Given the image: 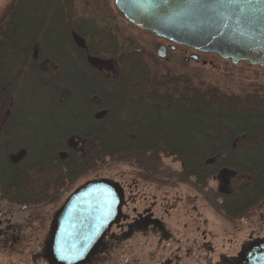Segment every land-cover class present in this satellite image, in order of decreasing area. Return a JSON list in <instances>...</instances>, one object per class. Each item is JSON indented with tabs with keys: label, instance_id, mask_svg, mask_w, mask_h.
<instances>
[{
	"label": "trees",
	"instance_id": "obj_1",
	"mask_svg": "<svg viewBox=\"0 0 264 264\" xmlns=\"http://www.w3.org/2000/svg\"><path fill=\"white\" fill-rule=\"evenodd\" d=\"M13 4L5 30L0 29L1 43L26 40V0H12L9 7ZM99 15L95 11L96 23ZM90 30L80 32L95 44L90 54L107 52L110 32L96 24ZM117 65L114 80L93 72L88 88L96 103L82 112L29 113L20 98L14 114L0 113V123L7 124L0 129V202L46 205L82 175L125 163L144 181L189 185L228 222L253 216L264 204V85L232 92L186 71L184 63L155 60L144 47L126 52ZM43 87L52 92L56 83ZM49 98L54 104V94ZM29 124L37 125L31 144L20 133ZM71 137L80 144L67 145ZM213 179L224 191L210 186Z\"/></svg>",
	"mask_w": 264,
	"mask_h": 264
},
{
	"label": "flooded vegetation",
	"instance_id": "obj_2",
	"mask_svg": "<svg viewBox=\"0 0 264 264\" xmlns=\"http://www.w3.org/2000/svg\"><path fill=\"white\" fill-rule=\"evenodd\" d=\"M85 1V7L83 5L82 10H80V0H37V6H33L31 0H26V5L29 7V10L24 11L28 24L26 26L28 27L27 31L23 32L26 40L14 43L0 42V81L6 82V86L0 87V113L3 111L8 115L14 114L16 109H19L16 105H19L18 99L20 98H23V102L26 103L25 108L23 106L25 111L29 109L30 103H33L34 107L39 106L38 102L40 101L41 104L44 97H40L38 100L33 95L31 88L32 86L33 89L41 88L43 83L47 82L56 83V90L52 91L54 92V102L64 111L82 112L83 108L89 109L91 104L96 103L94 94H90L88 88L89 81H94L93 72L101 73L107 80H114L118 76L117 63L122 57H125L126 52L139 51L143 47L149 50L155 60L167 65H172L176 61L185 65L190 61L205 65L207 64L206 58L213 55L194 51L164 38L156 37L151 32L136 28L122 16L115 5L117 13H112L105 0ZM14 3L16 4V2ZM15 4L10 8L11 2L9 3V12L7 11L0 21L2 32L5 30V24L11 18ZM95 11H99L101 14L97 23L93 17ZM94 24L102 29L106 27L113 38L112 42L105 45L107 52H103L102 55H91L90 46H95V44L89 42V36L85 39L80 34L82 31H91L90 29L94 27ZM15 28L12 27V29ZM133 30L151 35V46L147 47L137 41V37L135 34L133 35ZM128 31L132 35L128 34ZM127 48L129 51H126ZM193 55L197 58H193ZM81 56L85 57L82 58ZM208 62L210 63L211 60ZM28 82H32V85ZM69 83L71 88L67 86ZM111 85L109 84L108 87L107 84L106 87L110 88ZM4 107L6 109H3ZM3 124L0 123V129L7 126V124ZM11 124H8L9 129ZM78 144L80 143L76 137H71L70 141H67L69 146L76 147ZM218 189L224 191L221 187ZM200 196L207 203L206 199L202 195ZM65 199L55 210V213ZM126 205L127 203L123 198L122 215L119 222L110 227L96 252L84 264H104L107 261L109 251L117 244L129 239L134 232L147 233L150 231L156 235L155 252L158 250L159 239L161 241H168L169 239L174 241L162 221L154 216L152 209L148 207L140 210L132 208L130 214L125 211ZM53 216L49 222V228ZM228 223L234 227V223ZM6 231V228H0V236ZM201 235L203 237L206 235L205 229H202ZM232 243L234 245V241ZM198 246L199 249L205 251L204 253L207 251L213 253L214 251V247L205 239H202ZM190 249L189 247L186 251L190 252ZM226 250V252L218 253L215 261L211 260V257H200L204 259V263L200 264H236L239 251L234 255L232 245ZM41 256L43 257V254ZM43 261L47 264L44 258ZM180 263L181 259L177 255H173L162 262V264Z\"/></svg>",
	"mask_w": 264,
	"mask_h": 264
},
{
	"label": "rangeland",
	"instance_id": "obj_3",
	"mask_svg": "<svg viewBox=\"0 0 264 264\" xmlns=\"http://www.w3.org/2000/svg\"><path fill=\"white\" fill-rule=\"evenodd\" d=\"M11 1L0 0V19L5 16ZM36 1L31 0L33 6H37ZM105 1L112 13H117L113 0ZM85 2V0H80V10L83 5L85 7ZM25 7V10H29L27 5ZM132 32L137 37V41L147 47L151 46V35L136 30ZM128 34L132 35L130 31ZM208 60L211 62L209 63ZM206 61L205 65L190 61L186 66L184 65L183 69L206 81L216 83L223 89L237 93L245 90L252 83L264 85V67H252L244 63L233 64L216 55L208 56ZM28 83L32 85V82ZM31 91L38 100L40 97L44 99L41 104L40 101L38 102L39 106L34 107L33 103H30L29 113L41 114L49 108L54 113L65 112L56 103H50L49 97L54 92L47 91L44 87L33 89V86ZM122 115L124 116L125 113ZM36 126L29 124L20 131L28 144L35 139ZM39 134V139L43 142L44 138L40 132ZM164 161L174 168L179 167L178 162L169 158H165ZM134 173L135 170L125 163L90 171L79 177L56 200L39 207L6 205L1 201L0 228H6L7 231L0 236V264H45L41 255L44 251L49 222L55 210L63 199L77 187L86 182L101 179L117 182L122 187L127 203L126 212L131 214L132 208L152 209L154 216L162 221L174 239V241L159 239L158 250L155 252L156 235L150 231L147 233L134 232L129 239L122 241L109 251L104 264H162L164 260L173 255L181 259L180 264H200L204 263V259L200 257H211V260L215 261L217 254L226 252L231 245L236 255L241 245L256 239H264V204H261L253 216L237 221L232 227L228 221L214 213L189 185H158L144 181L136 177ZM217 185V181H210V186L216 188ZM202 229L206 231L204 237L201 235ZM202 239L210 242L214 247L213 253L208 251L204 253V250L199 249L198 244ZM189 247L190 252H187Z\"/></svg>",
	"mask_w": 264,
	"mask_h": 264
},
{
	"label": "water",
	"instance_id": "obj_4",
	"mask_svg": "<svg viewBox=\"0 0 264 264\" xmlns=\"http://www.w3.org/2000/svg\"><path fill=\"white\" fill-rule=\"evenodd\" d=\"M136 28L233 64L264 67V0H113ZM193 58H197L195 55ZM124 191L106 179L72 191L54 214L44 243L47 264H84L119 222ZM236 264H264V239L242 246Z\"/></svg>",
	"mask_w": 264,
	"mask_h": 264
},
{
	"label": "snow or ice",
	"instance_id": "obj_5",
	"mask_svg": "<svg viewBox=\"0 0 264 264\" xmlns=\"http://www.w3.org/2000/svg\"><path fill=\"white\" fill-rule=\"evenodd\" d=\"M165 2H167V0H165ZM228 2L232 3V4H236V5H240L241 4V0H228ZM243 3L251 4L252 0H243Z\"/></svg>",
	"mask_w": 264,
	"mask_h": 264
}]
</instances>
